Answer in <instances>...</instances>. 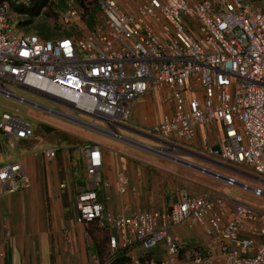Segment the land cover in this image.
<instances>
[{"label": "built area", "instance_id": "built-area-1", "mask_svg": "<svg viewBox=\"0 0 264 264\" xmlns=\"http://www.w3.org/2000/svg\"><path fill=\"white\" fill-rule=\"evenodd\" d=\"M26 1L0 0V95L37 107L10 90L23 88L116 122L127 120L132 103L148 90L166 91L173 113L151 124L150 133L193 144L199 128L212 126V140L200 139V148L251 170L260 182L251 186L204 167L200 172L264 197V0H142L130 12L114 0H97L99 16L87 29L80 26L82 12L74 0H65L62 21L74 24L76 32L55 38L11 33L9 14L18 15L13 6ZM0 133L15 151L12 160L0 164L3 196L30 185L16 148L32 129L23 118L3 112ZM43 153L52 159L55 149ZM80 153L87 183L75 192V220L111 227L107 264L135 245L150 251L158 243L165 248L159 264H173L180 254L181 264H264V209L229 193L194 196L180 190L164 211L124 206L111 216L97 197L100 148L89 145ZM115 183L118 193L127 192L125 173H118ZM174 226L201 229L206 239L186 248L171 233Z\"/></svg>", "mask_w": 264, "mask_h": 264}, {"label": "rangeland", "instance_id": "rangeland-1", "mask_svg": "<svg viewBox=\"0 0 264 264\" xmlns=\"http://www.w3.org/2000/svg\"><path fill=\"white\" fill-rule=\"evenodd\" d=\"M125 1L129 2L130 7L134 3L133 0ZM74 2L82 12L81 28H90L99 16L97 0H74ZM119 6L124 12L131 10L130 7L124 6L122 3ZM64 9L65 0H47L46 5L33 17L14 16V13L10 12L9 30L15 35H19L18 30H20L36 33L46 38H55L60 33H75L76 26L74 24L69 22L64 24L62 21ZM100 22L103 20L101 19ZM10 90L15 95L25 99L30 97V92L21 88L12 86ZM158 98L161 97H154L153 101L144 102L143 99H140L135 113L140 115L145 110L152 118L158 110V107H155V104H158ZM32 101L45 108H34L0 95V115L3 112L12 113L30 123L34 134L25 146L30 148L31 145L35 151H41L46 167H49V164H55L54 173L58 183L62 179L67 182L66 198L68 201L72 200L76 189L81 186L79 182L84 167V158L81 156L80 149L89 145H96L101 148L105 156V168L108 173H112L113 177L119 171L129 175L134 187L133 196L137 197L141 207L144 205L159 210L167 208L169 201L180 189L192 194L206 190H213V193H217L216 191L221 189L214 180L200 172L199 168L207 164L204 157L199 153L195 151L186 152L183 151L184 147L166 145L150 139L152 135L149 126L153 120L141 121L139 118H135L116 126L110 125L95 116L80 113L73 107L59 103L54 104L47 98L38 95H34ZM194 144V148L199 150L196 147L199 140L194 141ZM48 146L55 148V156L52 159H46L42 151ZM159 150L160 152H156ZM12 151L4 139L0 137V158L11 156ZM237 170L248 173L251 177H240L239 181H244L251 186L257 185L254 180L255 176L250 170L241 167ZM228 192L236 201L264 209L263 196H255L252 192L241 190L236 186L228 188ZM116 195L119 196L117 193ZM84 228L90 232L92 238L95 237L98 241L103 239L102 258H105L107 254L104 241L107 231L100 230L92 224L86 225ZM196 230L201 231L198 228ZM176 236L186 248L201 241L199 235L195 234H191L189 237L187 235ZM150 253L148 254L150 255ZM116 264H130V261L124 259Z\"/></svg>", "mask_w": 264, "mask_h": 264}, {"label": "crops", "instance_id": "crops-1", "mask_svg": "<svg viewBox=\"0 0 264 264\" xmlns=\"http://www.w3.org/2000/svg\"><path fill=\"white\" fill-rule=\"evenodd\" d=\"M116 1L119 4L122 3L124 6L127 5L130 7L128 5V1ZM141 1L142 0H133L134 3L131 4V10L133 9L134 5ZM131 10H127V12H130ZM22 90L30 92V97L28 98L30 100H33L34 95L41 96L40 94L31 90L23 88ZM154 97L161 98H158V104H155V107H158V110L156 113H154L152 118L147 113L148 111L145 110L140 113V115L135 113V109L140 99H143V102L149 100L153 101ZM50 101L54 104L57 103L56 101ZM24 104L33 107L27 102ZM34 108L39 109L45 107L38 105V107ZM173 110V102L169 93L163 90L160 92L148 90L132 103L130 115L127 120L106 122L100 117H95L110 125L116 126L122 125L123 123L135 118H139L141 121L153 120V122H151V124H153L158 122L162 115H171ZM33 134L34 132L32 130V136ZM151 135V140H157L158 142L164 143L166 145L184 147L183 151L186 152L195 151L199 153L202 157H204L207 164L202 165L201 167H204L210 171H216L224 175H230L235 177L237 180L240 177L251 178L248 173L239 172L237 170L239 167H245L231 164L218 156L209 155L200 148L199 144L196 145L199 150H196L194 148V143L184 144L181 142H167L153 134ZM212 136V126L209 128L201 127L198 129L194 141L199 140L200 142V139L202 138H207L208 141H211ZM0 137H2V139H4L6 142L5 137L1 133ZM31 137H29L27 140L21 141L16 148V153L19 155L21 163L30 179V186L20 191L0 196V247L4 251L3 258H0V264H107V255L105 258H102L101 260L99 259L96 252L95 237L92 238L90 232L84 228V226L91 224L98 228L104 227L98 226L94 221L89 222L86 225L76 222V209L74 203L75 194H73L72 200L68 201L66 198L68 192V187L66 184L67 182L66 180L62 179L58 183L56 174L54 173V168H56V166H54L55 164H49V167H46L44 164V159L41 156V151H35L34 147L31 145L30 148L25 146L30 141ZM19 146H21L20 149H18ZM145 147L149 148L148 146ZM47 148L53 147L48 146L43 148L42 151ZM12 152L13 154L11 156L0 158V164L2 162L12 160L15 157V151L13 150ZM100 153L102 158V166L99 170L101 183L97 188V197L103 206L104 212L109 213L111 216H115L117 213L123 212L124 206H127L131 209H139L140 211H164L171 204L177 201L180 190L194 196L203 193L214 192L213 190H206L197 194H192L184 189H180L169 201L167 208L159 210L148 208L144 205L141 207L138 204L140 202L137 197L133 196L134 187L132 186L133 184L129 175L123 171H119L113 177L112 173H108L105 168V156L101 148ZM83 165L84 167L82 169V175L79 182L81 183V186H84L87 183L84 159ZM118 173H125L128 177L129 188L124 194L118 193L116 189L115 177ZM252 173L254 174V180L258 185L260 182L259 176L254 172ZM203 175L211 178V176L208 174ZM211 179L221 187V189L216 192L229 193L228 188L230 189L231 187L226 186L221 181H217L213 178ZM103 182L106 183L103 184ZM61 183L65 184V186H59ZM115 192L119 194V196H117ZM4 228L8 231V236L4 235ZM105 229L107 230V234L109 231H111V227H105ZM199 232L201 231L196 230V228H185L183 226H174L171 228V233L180 237L184 235L189 237L191 234L199 235L201 241L198 244H202L206 238L202 232ZM105 249L106 254H108L106 240ZM148 253H150V255ZM164 253V245L162 243H158L150 251H145L140 248V246L135 245L131 249H128L125 255L129 258L130 264H159L158 262L161 260ZM181 255L182 254L179 255V258ZM132 258L136 259V261H134ZM179 258L175 259L173 264H181L182 261H180Z\"/></svg>", "mask_w": 264, "mask_h": 264}, {"label": "trees", "instance_id": "trees-1", "mask_svg": "<svg viewBox=\"0 0 264 264\" xmlns=\"http://www.w3.org/2000/svg\"><path fill=\"white\" fill-rule=\"evenodd\" d=\"M47 3V0H27L26 2L20 3L18 5L13 6V10L18 14V15H26L27 17H33L36 16L40 9L44 7ZM98 228V227H97ZM100 230H105L104 228H99ZM107 238V234H105V240ZM105 243V241H104ZM95 244H96V252L97 256L99 259H102V254H103V239L102 241H98L97 238H95ZM129 260V258L125 255V252L121 251L119 254H117L111 261L110 264H116L118 261L121 260Z\"/></svg>", "mask_w": 264, "mask_h": 264}, {"label": "water", "instance_id": "water-1", "mask_svg": "<svg viewBox=\"0 0 264 264\" xmlns=\"http://www.w3.org/2000/svg\"><path fill=\"white\" fill-rule=\"evenodd\" d=\"M36 93L40 94L42 97H45V98H47L49 100L59 102V100L54 98V97H51V96H48V95H45V94H42V93H39V92H36ZM66 106L72 107L70 104H66Z\"/></svg>", "mask_w": 264, "mask_h": 264}]
</instances>
